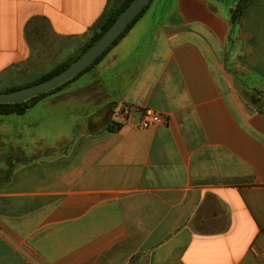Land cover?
I'll return each instance as SVG.
<instances>
[{
    "label": "crops",
    "instance_id": "0c3cea01",
    "mask_svg": "<svg viewBox=\"0 0 264 264\" xmlns=\"http://www.w3.org/2000/svg\"><path fill=\"white\" fill-rule=\"evenodd\" d=\"M246 1L233 25L240 0H154L29 109L17 145L56 151L9 162L0 264H264V0ZM121 2L0 0V77L74 59Z\"/></svg>",
    "mask_w": 264,
    "mask_h": 264
},
{
    "label": "rangeland",
    "instance_id": "374dc122",
    "mask_svg": "<svg viewBox=\"0 0 264 264\" xmlns=\"http://www.w3.org/2000/svg\"><path fill=\"white\" fill-rule=\"evenodd\" d=\"M121 4L122 2L120 5ZM120 5H118V7ZM70 61H73V59ZM51 70L53 69L43 68L37 63V61L29 62L22 67L14 68L4 76L0 77V92L12 88L24 87L34 83ZM41 116H43L42 111L36 113L32 110H28L22 116H0V184L4 182L6 176H8L15 166V164L9 163L11 160L16 159L19 161L20 159H34L43 155H52L56 151L55 149L40 148L38 145L36 148H31L28 152L17 145L21 144L28 147L34 145L35 132L28 131V125L32 124L33 121L38 120ZM13 124L18 126L14 130H19V132L9 131L8 133L5 127L12 126ZM22 129L23 131H21ZM21 135L24 136V138H20Z\"/></svg>",
    "mask_w": 264,
    "mask_h": 264
},
{
    "label": "water",
    "instance_id": "95a60500",
    "mask_svg": "<svg viewBox=\"0 0 264 264\" xmlns=\"http://www.w3.org/2000/svg\"><path fill=\"white\" fill-rule=\"evenodd\" d=\"M152 0H133L107 32L67 69L53 78L15 92L0 94V104H21L76 78L100 58Z\"/></svg>",
    "mask_w": 264,
    "mask_h": 264
},
{
    "label": "trees",
    "instance_id": "16d2710c",
    "mask_svg": "<svg viewBox=\"0 0 264 264\" xmlns=\"http://www.w3.org/2000/svg\"><path fill=\"white\" fill-rule=\"evenodd\" d=\"M133 0H123L122 4L115 8L114 10H111L106 14V16L102 19L100 24L98 25L97 29L95 30L93 36L91 37L90 41L83 47L82 51L73 59V61H68L66 63H63L59 65L58 67L54 68L47 74L43 75L40 77L36 82L31 83L27 86L24 87H18V88H12L9 90H6L4 92H0V94H6V93H11L18 91L20 89H25L27 87L36 85L38 83L47 81L54 76L58 75L65 69H67L70 65H72L84 52H86L91 46H93L106 32L107 30L115 23V21L119 18V16L123 13V11L129 6V4ZM152 2V1H151ZM151 2L146 6V8L143 10V12L135 19V21L126 29V31L120 36V38L100 57L98 58L89 68H87L83 73L78 75L76 78L68 81L67 83L58 86L56 88L51 89L47 93H43L41 95H38L31 99L28 102L21 103V104H0V116H22L24 115L30 108L34 107L35 104L45 95L49 93H54L62 90L65 86L69 85L72 83L74 80L78 79L85 73L89 72L91 69H93L95 66L99 64V62L118 44V42L126 36V34L131 30V28L134 26V24L143 16V14L147 11L149 8ZM247 7V1L246 0H240L238 3L235 11L233 12V17H232V24H236L241 17L244 9ZM112 129V128H111Z\"/></svg>",
    "mask_w": 264,
    "mask_h": 264
},
{
    "label": "built area",
    "instance_id": "2783aa9c",
    "mask_svg": "<svg viewBox=\"0 0 264 264\" xmlns=\"http://www.w3.org/2000/svg\"><path fill=\"white\" fill-rule=\"evenodd\" d=\"M161 121L162 117L160 115L154 114L151 110H146L141 126L142 128H149L154 124L161 123Z\"/></svg>",
    "mask_w": 264,
    "mask_h": 264
}]
</instances>
